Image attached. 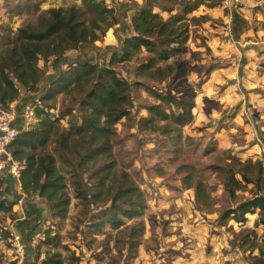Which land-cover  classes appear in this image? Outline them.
<instances>
[{
    "label": "rangeland",
    "instance_id": "rangeland-1",
    "mask_svg": "<svg viewBox=\"0 0 264 264\" xmlns=\"http://www.w3.org/2000/svg\"><path fill=\"white\" fill-rule=\"evenodd\" d=\"M135 2L139 4L136 11L147 5L164 20H177L174 28L185 41L166 46L180 48V53L171 51L167 59L157 60L156 67L183 62L184 76L162 81L140 75L138 69L164 50L155 37L150 49L141 48L129 62L109 64L112 52L119 51L123 39L133 34L127 20L136 11L127 12L123 6L135 8ZM112 4L115 22L121 24L115 36L118 47L108 45L115 24L107 30L103 25L98 41L67 51V59L109 66L130 84L132 106L116 126L119 139L114 157L118 169L127 172L141 192L140 213L134 219L118 215L119 227L108 223L117 210L109 202L94 200V181L59 162L69 183H79L87 198L76 199L70 189V205L62 222L53 219L49 210L32 248L33 257L36 254V260H42L57 253L63 264L264 263V227L256 225L258 210L240 224L227 214L240 203L264 195V0H242L231 10L220 0H112ZM35 6L40 12L70 6L83 11L80 0H0V51L18 28L36 27ZM53 62L41 59L40 90L22 91L18 104H32L39 97L58 73ZM147 88L192 105L191 119L179 131L178 157L169 152L175 149L169 138L142 127L143 119L149 118L146 107L161 105L166 113L176 110L161 104ZM78 96H58L49 111L60 119L63 131L80 121ZM163 124L168 123L156 122V126ZM52 141L37 153L60 158ZM180 166L193 170L190 187L182 182ZM230 168L240 172L234 178L241 181V188L233 193L225 188ZM7 179L0 195L9 202L17 196L19 181ZM198 185L209 196L205 202L196 197ZM10 221H14L12 214L0 212V264L14 262ZM46 230L49 240L42 234ZM25 254L26 264V247Z\"/></svg>",
    "mask_w": 264,
    "mask_h": 264
},
{
    "label": "trees",
    "instance_id": "trees-1",
    "mask_svg": "<svg viewBox=\"0 0 264 264\" xmlns=\"http://www.w3.org/2000/svg\"><path fill=\"white\" fill-rule=\"evenodd\" d=\"M83 11L76 6L68 8H50L38 14L36 27L18 28L13 36H8L0 51V110L8 109L16 104L18 109L24 104L19 103L22 91L35 93L40 90L41 70L38 67L41 59L59 58L69 50H76L84 44H93L103 35L102 26L106 30L116 24L113 12L103 2L98 0H80ZM33 8L34 6H28ZM165 11V10H164ZM177 20H164L153 12L151 6L138 9L130 19L132 35L123 39L119 51L112 52L109 64L129 62L141 49H150L155 37L164 48L157 58H150L138 71L140 75L151 80H164L165 77H181L186 74L183 62H175L164 68L156 67L159 58L167 59L171 51L180 53V48H169L168 45L184 43L181 34L174 28ZM156 67V68H155ZM163 74V75H161ZM138 86H143L137 82ZM161 104L169 109L166 113L161 105L145 108L149 118H144L142 127L145 130L170 139L175 149L169 151L176 157L180 145V128L191 119L192 105L189 101H181L172 95H162L146 89ZM78 96V104L82 107L79 123L69 125L66 131L59 128V118L52 117L49 111L53 109L58 96ZM35 124L28 130L20 132L8 146V152L19 163L20 192L27 198L43 199L51 211L53 219L65 220L70 205V192L76 199H85L79 183L70 182L59 166V162L70 165L72 171L88 174L94 181L92 184L93 198L99 203H110L117 210L107 222L119 227L121 220L118 215L134 219L140 213L141 192L136 187L131 176L118 169L114 157V146L118 143L116 126L126 119L132 106L130 100V84L109 66L103 67L97 63H70L59 71L37 99L32 100ZM166 122L156 126V122ZM174 134V135H173ZM55 144V151L61 155L57 158L50 153H37L49 142ZM73 160V162L71 161ZM182 182L190 187L192 169L180 166ZM70 175L72 172H69ZM233 168L226 171L229 174L225 188L230 193L241 188V181L234 178L240 175ZM241 180L249 181L246 176ZM6 184L5 177L0 176V193ZM1 196V195H0ZM198 200L206 201L209 196L203 186L196 187ZM15 202L0 197V212L11 214ZM257 212L256 225L264 227V195L242 202L227 214L232 215L236 223L246 221L247 214ZM49 230L43 232L46 239ZM53 238H51L52 240ZM34 264H63L59 254H47ZM260 264H264L263 262Z\"/></svg>",
    "mask_w": 264,
    "mask_h": 264
},
{
    "label": "crops",
    "instance_id": "crops-1",
    "mask_svg": "<svg viewBox=\"0 0 264 264\" xmlns=\"http://www.w3.org/2000/svg\"><path fill=\"white\" fill-rule=\"evenodd\" d=\"M115 1V0H113ZM118 1V0H116ZM136 3L137 7H133L131 8V6H123V8L128 9L127 12L133 13L134 11H136V8H138L139 4ZM113 7V4H112ZM111 7V8H112ZM132 18V17H131ZM130 17L128 18V22H130ZM121 26L120 22L118 21L115 25H114V29H111L109 31L110 35V41L108 45H110L109 47H111L112 49L115 50V48L118 47V42L116 39V35L117 31L120 32L119 27ZM118 29V30H117ZM116 31V33H115ZM120 43V42H119ZM121 44V43H120ZM114 52V51H113ZM117 52V51H116ZM67 52L62 55L59 58H49L48 60H53L55 63V66L59 67L58 72L61 71L60 69L64 70L66 68V66L70 63H74V62H78V63H83L84 61L80 60V58L75 59L73 61H70L69 58L67 59ZM40 63L38 64V67L41 69ZM89 63H93V62H89ZM5 180L8 181L7 177H5ZM18 182V180H17ZM7 183V182H6ZM6 186V184H5ZM15 191L17 192V196H13V202H15V205L13 206V210H12V216H14V221L11 222L9 224V233L10 235H19L21 236L25 247H26V252H28V257L26 259V264H29L30 261L32 262V264L36 261V254H35V258L33 257L32 254H34V250L32 249L34 247L35 244L38 243L39 239H40V233L42 232V228L45 227L44 225V221H45V217H47V215L50 214L49 212V207L48 204L44 202V200H42L39 197H31V198H27L25 195L21 194L20 192V184L18 183L17 188L15 189ZM43 234V233H42ZM28 239H31V243L28 242ZM41 260V258L39 259V261Z\"/></svg>",
    "mask_w": 264,
    "mask_h": 264
},
{
    "label": "built area",
    "instance_id": "built-area-1",
    "mask_svg": "<svg viewBox=\"0 0 264 264\" xmlns=\"http://www.w3.org/2000/svg\"><path fill=\"white\" fill-rule=\"evenodd\" d=\"M108 8L112 7V0H98ZM223 6L229 10L239 6L242 0H220ZM36 122L34 109L31 104H24L18 109L16 104H11L8 109L0 110V176L19 178L20 165L8 152V146L22 131H28ZM14 252L13 264H25V246L19 235H13L11 239Z\"/></svg>",
    "mask_w": 264,
    "mask_h": 264
}]
</instances>
